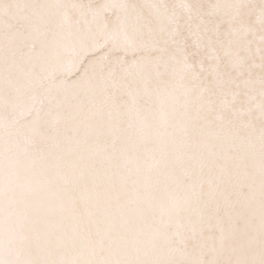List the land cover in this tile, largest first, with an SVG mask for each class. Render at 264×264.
<instances>
[{
  "label": "snow or ice",
  "instance_id": "snow-or-ice-1",
  "mask_svg": "<svg viewBox=\"0 0 264 264\" xmlns=\"http://www.w3.org/2000/svg\"><path fill=\"white\" fill-rule=\"evenodd\" d=\"M0 264H264V0H0Z\"/></svg>",
  "mask_w": 264,
  "mask_h": 264
}]
</instances>
